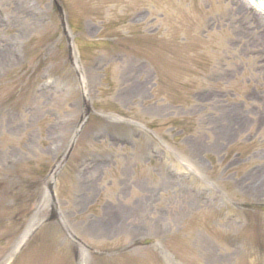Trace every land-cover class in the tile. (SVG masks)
<instances>
[{
  "label": "rangeland",
  "instance_id": "obj_1",
  "mask_svg": "<svg viewBox=\"0 0 264 264\" xmlns=\"http://www.w3.org/2000/svg\"><path fill=\"white\" fill-rule=\"evenodd\" d=\"M262 36L246 0H0V264H264Z\"/></svg>",
  "mask_w": 264,
  "mask_h": 264
},
{
  "label": "water",
  "instance_id": "obj_2",
  "mask_svg": "<svg viewBox=\"0 0 264 264\" xmlns=\"http://www.w3.org/2000/svg\"><path fill=\"white\" fill-rule=\"evenodd\" d=\"M257 1L261 6L263 5V3L260 0H255Z\"/></svg>",
  "mask_w": 264,
  "mask_h": 264
},
{
  "label": "bare ground",
  "instance_id": "obj_3",
  "mask_svg": "<svg viewBox=\"0 0 264 264\" xmlns=\"http://www.w3.org/2000/svg\"><path fill=\"white\" fill-rule=\"evenodd\" d=\"M264 36H262V39H263Z\"/></svg>",
  "mask_w": 264,
  "mask_h": 264
}]
</instances>
